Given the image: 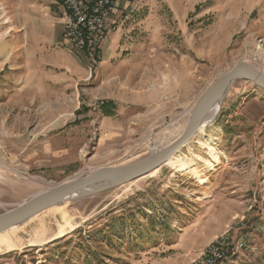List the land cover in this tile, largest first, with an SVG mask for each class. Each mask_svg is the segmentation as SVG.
<instances>
[{"label": "rangeland", "instance_id": "1", "mask_svg": "<svg viewBox=\"0 0 264 264\" xmlns=\"http://www.w3.org/2000/svg\"><path fill=\"white\" fill-rule=\"evenodd\" d=\"M137 4L140 24L92 64L63 44L48 0H0V213L159 151L220 75L264 71V0ZM188 145L199 176L166 164L48 209L11 231L21 248H1L0 264H189L229 228L248 247L226 264H264V90L236 81ZM188 145L179 154L196 159Z\"/></svg>", "mask_w": 264, "mask_h": 264}, {"label": "water", "instance_id": "2", "mask_svg": "<svg viewBox=\"0 0 264 264\" xmlns=\"http://www.w3.org/2000/svg\"><path fill=\"white\" fill-rule=\"evenodd\" d=\"M238 80L252 82L264 90V74L246 62L235 64L202 93L191 110L184 131L173 142L137 161L117 166H103L84 176L62 181L47 190L37 192L14 208L0 213V233L14 226L23 225L36 215L62 203L113 189L162 168L191 142L208 113L221 103L232 85Z\"/></svg>", "mask_w": 264, "mask_h": 264}, {"label": "built area", "instance_id": "3", "mask_svg": "<svg viewBox=\"0 0 264 264\" xmlns=\"http://www.w3.org/2000/svg\"><path fill=\"white\" fill-rule=\"evenodd\" d=\"M64 9L63 44L72 52L82 54L87 61L96 64L109 38L128 23L139 10L137 2L126 6L121 14L119 0H48ZM229 228L219 234L202 254L189 264H226L246 249L242 237Z\"/></svg>", "mask_w": 264, "mask_h": 264}, {"label": "bare ground", "instance_id": "4", "mask_svg": "<svg viewBox=\"0 0 264 264\" xmlns=\"http://www.w3.org/2000/svg\"><path fill=\"white\" fill-rule=\"evenodd\" d=\"M256 70L262 74H264V71L261 69H257ZM222 102V101H221ZM220 105L221 103L217 104L209 113L208 115L206 116L203 124L200 126L198 132L200 133H205L206 132V127L207 125H209L210 123H212V121L216 118V116L218 115L219 113V110H220ZM188 149L190 150V152H192V154L194 155V157H196V159H191V158H188L187 156H182L180 155L179 153H177L175 156H173L169 162L167 164L169 165H174V166H177L180 171L182 172H189V173H194L196 174L197 176H199V171L197 169V161H201V158L196 156L192 149V147L190 145H188ZM210 149L212 150V153L213 155H215V159H219L220 160V152L213 146L210 147ZM192 156V155H191ZM214 158V157H212ZM212 161V160H211ZM205 163V162H204ZM159 169L153 171L152 173H150L148 176H153L157 173ZM195 176V175H194ZM201 177V176H200ZM57 183H53V184H50L49 188H51L52 186L56 185ZM45 189V190H47ZM21 226V225H19ZM19 226H14L10 229H8L7 231L5 232H2L0 233V249L1 248H6V249H11V248H14V247H17V246H20L19 243H17V241L13 238L12 236V232L11 231H14L16 230ZM68 233V229L66 227H63L60 229V231L54 236L55 239H60L64 236H66ZM53 240V239H52ZM36 243H41L44 240H42V237L40 234H36L35 237H34V240ZM47 241H50V239H48ZM21 248V246L19 247V249Z\"/></svg>", "mask_w": 264, "mask_h": 264}, {"label": "crops", "instance_id": "5", "mask_svg": "<svg viewBox=\"0 0 264 264\" xmlns=\"http://www.w3.org/2000/svg\"><path fill=\"white\" fill-rule=\"evenodd\" d=\"M133 1H135V2H137L138 3V1H139V3H140V1L142 2V1H144V0H119V3H120V14L122 13V12H124V10L126 9V6L127 5H129L131 2H133ZM49 2V1H48ZM50 3V2H49ZM51 5H52V7L54 8V9H56V10H58L59 11V13L61 14V20H62V22H63V24H64V21H65V19H64V15H65V12H64V9L61 7V6H59V5H57V4H52L51 3ZM51 7V8H52ZM138 7H139V4H138ZM139 10H140V8H139ZM139 10L137 11V13H136V16H134L132 19V21H134L133 23H135V24H133V25H136V26H138L139 24H140V22H137V20H138V18L139 17H137V14L139 13ZM136 17V18H135ZM148 18H150V17H148ZM126 24V23H125ZM124 23L123 24H121V26H119V30L116 32V33H114L113 35H112V39L111 40H113V53L115 52V50H117L116 49V46L120 43V41L122 40V38H123V36H127V35H123V33L122 32H124V31H122L121 30V28L125 25ZM144 24V23H143ZM130 30H131V27L129 28V33H130ZM127 32H128V29H126V34H127ZM128 33V34H129ZM131 34V33H130ZM133 34V33H132ZM112 42V41H111ZM118 48V47H117Z\"/></svg>", "mask_w": 264, "mask_h": 264}]
</instances>
